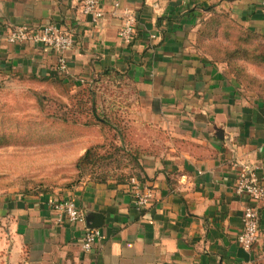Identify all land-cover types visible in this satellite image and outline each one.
Instances as JSON below:
<instances>
[{
  "label": "crops",
  "instance_id": "0c3cea01",
  "mask_svg": "<svg viewBox=\"0 0 264 264\" xmlns=\"http://www.w3.org/2000/svg\"><path fill=\"white\" fill-rule=\"evenodd\" d=\"M262 1L102 0L105 18L93 24L71 0H0V74L24 86L59 78L77 90L116 69L114 77L135 87L136 101L123 109L142 151L138 179L154 188L143 211L134 207L130 182L85 179L52 192H2L0 264H264V200L258 240L245 249L238 235L249 202L235 191L242 165L264 176V101L195 48L212 8L264 34ZM126 10L137 16L129 45L119 35ZM26 23H55L73 34L68 74L55 72L52 49L8 42L12 28ZM62 198L76 201L84 223L56 221L51 203ZM93 228L101 238L84 251Z\"/></svg>",
  "mask_w": 264,
  "mask_h": 264
},
{
  "label": "rangeland",
  "instance_id": "374dc122",
  "mask_svg": "<svg viewBox=\"0 0 264 264\" xmlns=\"http://www.w3.org/2000/svg\"><path fill=\"white\" fill-rule=\"evenodd\" d=\"M241 37V30L226 20L214 39L207 41L206 54L196 47V41L195 48L203 56L213 54L221 58L224 56L222 49L227 55ZM253 46L258 52L264 50V43L254 41ZM226 64L223 63L227 69ZM233 66L248 76L244 82L251 94L264 90V63L237 56ZM8 75L0 74V138H4L0 141V193L25 188L33 192L69 189L75 178V161L89 144L102 140L101 130L98 126L90 130L69 128L47 117V114L59 112L61 101L70 102L67 93L75 94L79 89L72 90L70 84L63 87L54 84L24 86L22 80ZM86 86L95 90L102 114L125 127L129 139L136 143L133 140L136 129L126 121L129 114L123 109L136 101L135 87L126 79L103 80ZM88 102L90 105L89 97L87 107ZM108 104H114L115 109H105ZM79 118L85 120V117Z\"/></svg>",
  "mask_w": 264,
  "mask_h": 264
},
{
  "label": "trees",
  "instance_id": "16d2710c",
  "mask_svg": "<svg viewBox=\"0 0 264 264\" xmlns=\"http://www.w3.org/2000/svg\"><path fill=\"white\" fill-rule=\"evenodd\" d=\"M228 21L241 30L243 38L236 40L235 48L227 52L222 49L223 57L217 58L213 54H208L210 64L227 63V69L236 78L237 82L242 86L243 90L250 93L251 90L245 84L244 80L249 79L239 68L233 66V60L237 56L244 58L255 59L256 61L264 63V50L258 52L253 46V42L264 43V34L253 31L236 20H234L228 13L211 9L209 15L200 20V24L196 32V47L204 52L206 51L207 41H212L221 28L224 21ZM213 45V44H212ZM218 45V44H217ZM204 52V53H205ZM206 54V53H205ZM226 64V65H227ZM116 69H110L95 77L93 84H98L103 80H125L123 75L121 78H116L118 75ZM127 80V79H126ZM47 81V80H39ZM60 87L65 86L63 81L55 78L49 82ZM254 95L256 98L264 101V90H256ZM39 96V94H36ZM70 102L59 103V112L47 114L49 119H53L56 123L64 124L69 128L81 127L85 129H92L99 127L102 133V140L92 142L85 148V152L75 161V178L72 184L68 187L72 188L85 179H90L95 183H107L109 181H116L118 183L130 182L131 177L135 176L143 179L144 169L141 164L140 154L142 151L140 147L136 146L128 137V131L121 124L112 122L106 114H102L97 105V94L91 86H82L79 92L75 94L67 93ZM87 97H89L90 105ZM40 101L43 98L39 97ZM74 106V108H73ZM115 105L105 107L107 110H114ZM64 108V112L62 111ZM43 109V108H42ZM104 109V110H105ZM79 117H85V120ZM4 138H0L2 141ZM2 142H0L1 144ZM25 194H39L42 192H33L25 188L19 190Z\"/></svg>",
  "mask_w": 264,
  "mask_h": 264
},
{
  "label": "built area",
  "instance_id": "2783aa9c",
  "mask_svg": "<svg viewBox=\"0 0 264 264\" xmlns=\"http://www.w3.org/2000/svg\"><path fill=\"white\" fill-rule=\"evenodd\" d=\"M80 6L81 12L90 17L93 24H99L105 18L102 0H71ZM119 3L115 4L118 8ZM264 11V0L262 1ZM137 16L133 10H126L122 15L120 38L126 45L132 43L136 33ZM7 40L12 44H30L44 46L52 49L57 54V63L54 70L60 76L69 72V60L66 53L75 45L71 32L55 23H41L37 25L21 24L12 28ZM133 191V204L138 211H143L149 206L154 195L153 185L140 181L133 176L130 179ZM235 191L239 196H245L248 204L243 211V227L238 235L239 244L245 249H251L259 237L261 214L257 204L264 200V176L260 177L254 167L242 165L235 182ZM55 212V219L59 223L75 225L85 222V213L79 208L72 198H62L51 203ZM101 238L97 228L87 229L82 242L84 251H90L94 244Z\"/></svg>",
  "mask_w": 264,
  "mask_h": 264
},
{
  "label": "water",
  "instance_id": "95a60500",
  "mask_svg": "<svg viewBox=\"0 0 264 264\" xmlns=\"http://www.w3.org/2000/svg\"><path fill=\"white\" fill-rule=\"evenodd\" d=\"M90 215V214H89ZM91 215H99V214H94L92 213ZM101 218V217H100ZM87 220H90V218H88ZM99 225H95V226H92V227H98Z\"/></svg>",
  "mask_w": 264,
  "mask_h": 264
}]
</instances>
